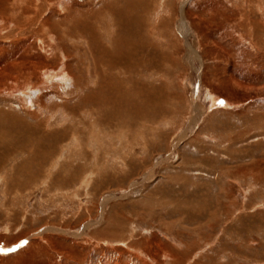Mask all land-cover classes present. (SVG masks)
Segmentation results:
<instances>
[{
  "label": "rangeland",
  "instance_id": "obj_1",
  "mask_svg": "<svg viewBox=\"0 0 264 264\" xmlns=\"http://www.w3.org/2000/svg\"><path fill=\"white\" fill-rule=\"evenodd\" d=\"M13 1L0 0L10 16ZM88 1L94 2L49 0V9L77 17ZM151 4L153 35L148 40L144 28L133 34L137 44L151 45L135 56L150 65L143 61L142 72L127 74L130 82L118 85L117 104L105 118L77 112L78 124L69 115L77 103L75 86L63 83L57 70L65 72L69 61L71 75L85 84L94 79V67L83 42L60 41L63 29L54 41L65 45L70 59L59 64L58 75L45 80L46 71L37 72L28 84L16 85L18 92L11 84L0 89V121L6 115V132L21 142L15 150L0 149L7 156L0 158V264H141L137 254L147 243L134 247L131 259L120 250L152 237L178 250V264H264V35L255 34L252 23L264 26V0ZM163 16L165 28L158 23ZM8 34L7 43L19 46L0 52V69L25 61L23 54L55 66L54 54L46 58L43 52L53 51L45 36L21 42L12 24L0 29V38ZM142 88L153 103L143 104L146 112L138 117L133 109L146 99ZM110 93L104 92L105 104L114 99ZM102 214L130 220L121 231L125 240L97 241L103 223L72 237ZM49 226L65 234L53 235L51 245L34 239L26 251L28 237Z\"/></svg>",
  "mask_w": 264,
  "mask_h": 264
},
{
  "label": "bare ground",
  "instance_id": "obj_2",
  "mask_svg": "<svg viewBox=\"0 0 264 264\" xmlns=\"http://www.w3.org/2000/svg\"><path fill=\"white\" fill-rule=\"evenodd\" d=\"M96 1H98V2L95 4ZM13 2H15L16 6L14 7L13 10H9L12 13H14L12 16H10L9 14L6 13V11L8 10L9 7H7V6L4 8L0 7V29L6 28V26L8 24H12L14 26V32L18 36L21 35L20 36V37H22L21 42L22 41L25 42V40H27L28 37H29V39H35L39 36H41V37L45 36L46 37V39H45L46 43L45 44H47L49 47L52 46L51 49L53 51H47L48 53H46L45 50H43V44L39 40L37 41L38 47L40 49L42 48L43 52L46 54L45 55L46 58H48L47 55H50V57H52V54H54L53 63L55 66L52 67L53 65L48 66L47 64L43 65L44 63L42 64L40 62L39 63L38 62L33 63L30 60L31 57L27 56V54H25V55L23 54V56H24L23 58H25L26 60L29 57V59L27 61L25 60V61H21L19 63H7L6 66H3V68L0 69V89L7 84H11L9 86L12 87L11 88L12 91H16L19 88L16 85L21 83V80H23L22 84H28V82H26V81L30 76H32L33 73L38 72L40 75L41 73H44L46 71L45 76H47V78L45 80H48L49 79L48 76L51 75L52 77H54V76L58 75L57 71H59L60 76L62 78H64V80H62L63 83L68 84V82L72 81V83L75 86L76 91L74 93H72L71 95H74V96L76 95L74 100H77L76 101L77 103L73 107V109L70 111L69 115L71 118H73L72 120L75 123L79 124V123H81L80 121H82V120L80 118L77 119V112H80L84 115V117H89V118L97 116V114H100L101 119H103L106 117V115H108L107 114L108 112L110 113V112L114 111L115 108L113 109L111 104L113 105V103H115V106L117 104V100L119 98L118 93L121 91L120 87L118 85H120V83L126 84V83L130 82L129 81L130 78L128 79L127 74L132 73V72H142L143 71L142 68L144 67L143 65H145V64L142 65L143 61H145L147 65L149 64V63H147L148 62L147 57H145L143 59H139L135 56H136L138 51L144 50V48H148L151 45H147L148 42L147 43L145 42L146 45L143 43H142L143 45L140 43L137 44V42H136L137 37L133 34L134 33L139 34L138 32L143 31L144 32L143 36L148 38V40H150L149 38L153 35L152 30H154V28L152 26H154L153 25L154 18H152V16H153L154 9H153V5L152 4L150 5V2H152V0H94L93 3L88 1L87 4H85V8H86L85 13L83 15L82 14L80 15L77 13L78 14V15L76 14L77 17L73 16L71 14H67V16H64V17H59V13L57 11H55V9L54 10L52 9L53 11H51L49 9V7L52 5L51 3H49V0H14ZM66 8H68V7H66ZM68 9H70V8H68ZM75 10H73L72 12H74ZM80 13H81V10H80ZM53 19H55V21ZM70 19H75V20L70 21ZM158 21H160L158 23H160L162 25L161 27L165 28L166 23H167L166 21H168V20H166V18L163 16V17L159 18ZM246 23H247V20H246ZM252 23H253V32L259 36H262V34L264 35V26H262V24L257 20L253 21ZM181 24H182V26L180 27V32H183V34H186L187 33V31H186L187 26H186L184 21H181ZM262 27H263V30H262ZM142 28H144V30H141ZM62 29H63L62 34L59 36L60 41H63L64 40L63 38L66 36L67 38L77 39L76 41H81L84 43V45H82V48L85 50V53L87 54L88 58L90 59L89 62L90 63L92 62L93 67H94L93 68L94 69V72H93V74H94L93 78L94 79L93 80H91L88 77L86 72H85V76L89 79H88V81H86L85 84L82 81H81V83H79L78 81L80 79L71 75L72 74L70 71V69H71L70 65L71 64L69 61L66 62V58H65V57H69L67 59H70V56H69L67 50L64 48L65 45L63 46L61 44V47L59 46L60 47V49H59L58 44H60V43L58 42V44H57L56 41H54V38L56 37L55 34H57L56 32H61ZM23 36H26V37H23ZM9 37H11V34H8L3 39L0 38V52L7 51V49L12 48V47L17 48V46H19V45H16V47H15V44H13V43L8 44L6 39H8ZM260 41H262V40H260ZM73 46H74L73 48H75V46H77V44L75 43ZM55 51H56V53H54ZM190 52H191V54H193L192 55V56H194L193 58L197 57V54L195 55L194 53H192L191 50L189 51V53ZM58 57L59 58L61 57V59H59ZM6 58H8V57H5V59ZM63 60H65L66 63H65L64 68L62 67L63 68L62 70L65 72L62 73L60 70L56 71V69L60 68L59 64ZM32 68H34V69H32ZM51 68H52L51 72H47L48 71L47 69H51ZM83 69H85L84 71H87L86 68H83ZM82 71L83 70H81V73H82ZM65 73H66V76H65ZM121 73L123 75L122 77H121ZM78 76H80V75H78ZM81 79H83V78H81ZM107 80H109V82L111 80L112 83L111 84L108 83ZM108 87L111 90L110 89L107 90ZM150 87H153V86H150ZM107 91H109L111 93H115V96H113L114 97L113 101H111L108 104H105L102 99L105 98L104 92H107ZM16 92H18V91H16ZM141 92H142L141 94L144 93L145 95H147V91H145L144 89ZM155 93H156V91L154 92V94ZM156 95H158V94H156ZM125 96H123V99L125 102H127ZM153 98L154 97L152 96V99ZM214 102L216 103V100H215V98L212 97L210 106L213 107L215 105ZM137 103H138L137 108L133 109V110H135L134 115L140 117L142 114H145V112H146L145 110L147 109V108H145V110H144L142 108L143 104H145L146 106H147V104L152 105L153 101L151 102V97L149 98V95H147L146 99L140 98ZM155 103L153 105H156ZM40 107H41V109L45 110V107L43 105H41ZM66 108H69V107H66ZM63 110H64V108H63ZM150 112H153V111H150ZM3 115L4 114H2V116ZM5 117H7V116L5 115L4 118ZM79 117H80V115H79ZM4 118L1 117V121H0V149H4V150L6 149L5 151H3V152H6L7 149H9V148H12L13 150H15L16 148L19 147V144L21 142L19 140L14 139L15 136L12 135L13 133L9 134L8 132H6L7 131L6 125L4 124V123H6V121H4L5 120ZM15 121H17V120L15 119ZM15 121H13V122H15ZM16 125H17V123H16ZM10 130H12V129H10ZM44 138H45V136H44ZM47 139H46V141H47ZM42 143H44V142H42ZM46 144H48V143H46ZM24 145L25 144H23V146ZM49 147L52 148L51 146H49ZM9 150L11 151V149H9ZM15 152H19V151H15ZM31 156H33V155H31ZM1 157H3L4 159H7V156H4V153H2V151L0 152V158ZM43 159H44V157H43ZM25 164H27V163H25ZM2 167L0 169H2ZM20 169L21 168H19V170ZM22 170H24V169L22 168ZM29 178H32V177H29ZM173 181H174V179H173ZM166 182H168V181H166ZM169 183H171V182L169 181ZM109 200H110L109 198H105L103 200V204H107ZM145 201L146 200L143 201L144 204H146ZM140 203H142V202H140ZM101 223H103V228H101L99 231H97V233L95 235V237H99L97 239V241L100 240V242H101L102 241L101 239H106V238L114 239V240L115 239L125 240V238H123V234L121 231L126 227V225H128L130 223V220H128L124 216H120V215L115 216V214L114 215H108L107 218L104 217L102 214L98 220L86 222L85 225L82 226V229L80 232L76 231V233L75 232L72 233L73 234L72 237L79 238V237H81V235L84 231L89 229V227H91L95 224H101ZM62 233L65 234V231H62L61 229H59L58 227H55V226H49L40 232H35L28 237L27 240H31L32 243L29 242L30 244L28 245L27 248H25V250L26 249L28 250L33 245L35 246L37 244V242L33 241L34 239H41L42 238L44 240V242H46L47 244L49 243L51 245L52 240H53V235L58 236V234H62ZM130 233H132V232H130ZM67 235L69 236L70 233ZM129 238L130 237H128V239ZM154 240H155V237H152V238H145L140 242H136V243L134 242L135 244L131 243L130 245H127V247H126L127 249H125V251L120 250V252H121L120 255L121 256H127L128 255L129 257H130V255L133 256L134 253L132 251L134 250V247H136L137 245H139L141 247V246H143L141 243H144V244L147 243V246H145V248H144V253H142V251H141V253L137 254V256L139 255V257L141 258V259L139 258L141 264H169V262H171L172 264H178L179 262L181 263L183 261L180 254L178 253V250L174 249L173 247H171L170 245H168L164 242H161L158 240L154 241ZM97 241H95V242H97ZM128 241H130V240H128ZM54 254H55V252H54ZM63 254H65V253H62V254L60 252L58 253V255H60V256H63ZM142 255L144 257H141ZM178 255H179V257H178ZM52 257H54V256H52ZM130 259H131V257H130ZM67 260H63V264H65V262ZM101 264H106V263L101 261ZM120 264H124V263H120Z\"/></svg>",
  "mask_w": 264,
  "mask_h": 264
},
{
  "label": "snow or ice",
  "instance_id": "obj_3",
  "mask_svg": "<svg viewBox=\"0 0 264 264\" xmlns=\"http://www.w3.org/2000/svg\"><path fill=\"white\" fill-rule=\"evenodd\" d=\"M219 103H223V101H219ZM14 249H8V251H13Z\"/></svg>",
  "mask_w": 264,
  "mask_h": 264
}]
</instances>
